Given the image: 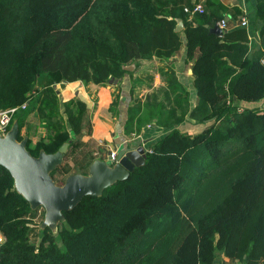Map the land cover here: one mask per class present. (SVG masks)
I'll return each mask as SVG.
<instances>
[{
  "label": "trees",
  "instance_id": "trees-1",
  "mask_svg": "<svg viewBox=\"0 0 264 264\" xmlns=\"http://www.w3.org/2000/svg\"><path fill=\"white\" fill-rule=\"evenodd\" d=\"M198 2L0 0V111L19 108L9 127L19 121V140L31 115L52 119L59 107L54 86L120 78L139 59H170L183 40L197 93L192 109L179 83L171 87L173 111L134 106L130 126L135 121L140 131L155 119L166 134L144 165L64 212L65 221L56 231L45 228L39 244L29 236L34 210L0 166V264H215L218 253L264 264V107H241L264 100V0L256 4L259 48L249 47L245 28L210 34L206 25L226 11L215 0L207 2L211 13L188 21L185 8ZM179 18L185 27L177 33ZM89 111L82 100L65 106L76 136L70 150L88 132ZM177 112L205 130L191 135L178 128L184 119ZM95 160L73 157V166L64 161L52 177L63 185L71 175H87Z\"/></svg>",
  "mask_w": 264,
  "mask_h": 264
},
{
  "label": "crops",
  "instance_id": "crops-1",
  "mask_svg": "<svg viewBox=\"0 0 264 264\" xmlns=\"http://www.w3.org/2000/svg\"><path fill=\"white\" fill-rule=\"evenodd\" d=\"M194 3L196 0H191ZM218 3L222 4L226 11L223 13V17L216 24H219L222 20L227 22L226 32L236 30L238 28H244L241 26V21L246 19L248 21V26L245 27L249 37V47L250 48H259L261 46V37H260V26L261 22L257 19L256 15V4L257 0H215ZM208 0H199L198 4L203 5L204 12L211 13L214 9L207 4ZM197 4V5H198ZM187 8V7H186ZM196 14H189L188 21H193L194 17H197ZM200 14V13H199ZM215 24V25H216ZM186 41L183 40V46L179 51L174 53L170 59H164L161 56L152 55L154 58L151 62H145L142 59L137 60L136 62L143 61L146 65L147 63L157 64L163 66L165 72H170L175 76V80L170 82V100L171 104L174 100L175 95H172V85L173 83H179L190 93V101H197V93L194 86V77H190L192 69H187L186 72L188 76L183 74L184 67L186 66ZM192 65L191 63H188ZM135 67V65H133ZM191 67V66H190ZM125 70V69H124ZM144 69L137 71V69L132 71L125 70L120 78L111 77L109 80L105 81L102 84H93L85 82H74V83H60L65 85V91L57 90L59 94V107L61 106L62 114L65 113V102H71L73 96H76L78 100L84 101L89 108L90 115V127L88 132L80 138V144L76 145L72 150L69 149L68 156L65 158V162L70 166H73V157L81 161L84 154L93 155L94 158L109 161L111 152L118 153L123 149L136 148L140 147V142H143L145 139L148 141L146 150L149 151L152 149V145L155 144L161 136L166 134L167 130L163 126L157 125V120L153 122H147L146 125H143L139 131L137 129V124L134 121L130 126L129 118L132 112V108L136 105H146L154 104L149 101H137L136 97L145 90H149L150 87L144 83ZM192 74V73H191ZM158 80V78H157ZM156 80V81H157ZM161 83L164 80L159 79ZM264 100L257 103H245L251 105L244 106L252 108L253 104H260ZM155 105H162L161 102H158ZM262 108V107H261ZM37 119L38 125L35 126V129L39 131L33 132V127H30L28 130L29 134V143L31 150H38L40 148V142L49 136L48 131H40L44 129L41 127V119L35 115L29 117V121ZM27 120V123H28ZM67 121V120H66ZM42 124H47L42 122ZM189 125L192 129L189 131V134L195 135L206 128V124H188L181 123L178 128L185 131L186 126ZM30 125V124H29ZM31 126V125H30ZM39 126V127H37ZM28 126H26L27 129ZM46 129V128H45ZM44 129V130H45ZM72 128L67 125V131L69 132V141L75 138V134L71 131ZM187 132V131H186ZM23 133V131H22ZM38 133L39 136L34 135ZM66 137V136H65ZM68 137V138H69ZM143 138V139H142ZM64 139V134H60L57 142L59 143ZM140 139V140H139ZM50 140H48V143ZM150 148V149H149ZM215 264H243L236 259L227 258L222 253H218L217 261Z\"/></svg>",
  "mask_w": 264,
  "mask_h": 264
},
{
  "label": "water",
  "instance_id": "water-1",
  "mask_svg": "<svg viewBox=\"0 0 264 264\" xmlns=\"http://www.w3.org/2000/svg\"><path fill=\"white\" fill-rule=\"evenodd\" d=\"M184 27L183 19H177L175 32H181ZM206 28L217 37L226 33L219 24L213 27L206 25ZM124 69L131 70L128 66ZM19 133L18 120L13 122L5 135L0 133V166L12 175L16 191L26 199L32 210H45L43 229L48 227L56 231L65 221L64 212L75 209L87 196L101 197L106 189L126 180L147 159L143 146L123 149L118 153L116 162H112L111 157L109 161L97 159L87 175H71L63 185H58L52 172L64 163L70 142H65L55 153L42 150L34 156L28 150V138L19 140Z\"/></svg>",
  "mask_w": 264,
  "mask_h": 264
},
{
  "label": "rangeland",
  "instance_id": "rangeland-1",
  "mask_svg": "<svg viewBox=\"0 0 264 264\" xmlns=\"http://www.w3.org/2000/svg\"><path fill=\"white\" fill-rule=\"evenodd\" d=\"M153 58H154L153 56H149V57H145L142 60H144L145 62H151V60H153ZM133 65H135V67ZM190 66L191 65H189L187 63L186 66L184 67L183 74L185 76H188V75H186L187 74L186 70L191 69ZM128 67H130L132 69V71L134 70V72L136 69H137V71H141L142 69H144L145 70L143 73L144 83H145V85L150 87L149 90L142 91L136 97V100L138 102L141 100L142 101H149V102L154 103V104L161 102L164 107H166L170 111H173V106L171 104L170 94H169L170 93L169 84H170V82L175 80V76H173L170 72H167V71L165 72L163 66L157 65L155 63L154 64L147 63L145 65L143 63V61H139V62L135 61L132 64H129ZM192 74L191 73L189 74L190 77H193ZM157 78H158V80H157ZM159 79L164 80L163 82H165V83H161V81ZM56 87L58 88V90H61V91L63 90V93H64V91H65V85L64 84H58ZM76 100H78V98L76 96H73L71 101H76ZM69 102L64 101V105L66 106ZM195 105H196V102L190 101V109L194 108ZM244 106L250 107L251 105L243 103L241 107H244ZM261 107H264V101L260 104H253V106H252L253 109H260ZM190 109H188V111ZM52 115L53 116H52V119L50 120V122L49 121H43V120L41 121V127H43L44 129L46 128V129L45 130L41 129L40 131H48L49 136L47 138H45L44 140L39 141L40 142V148H39L40 152L42 150H44L47 153L48 152H55L57 144H59V148H60L65 142H70L69 141L70 135H69V132L67 131V125H69V122H68L67 117H66L67 121L65 120V117L62 114L61 106L58 107L55 110V112H52ZM64 115H65V113H64ZM184 117H185V115H182L181 112H177V115L175 118L176 119H184L183 122L191 124V125L196 123L194 120L192 121L191 119H188L189 118L188 112L186 113V117L185 118ZM42 122H45L47 124H42ZM196 124H198V123H196ZM36 125H38L37 119L31 120V121L28 120V123H27L28 128L23 130L22 136L24 138L29 137L28 130L30 127H33V129H32L33 132H38L39 129L38 130L35 129ZM183 126H186L185 131H187V132H189L192 129L187 124H184ZM37 127H39V126H37ZM37 134L38 133H34V135H37ZM60 134H64V139H62L58 143L57 139H59ZM37 136H39V134ZM48 140H50L49 143H48ZM28 143H29V138H28ZM140 146H143L146 149V147L149 146L148 141H146V139H145L143 142H140ZM44 218H45V210L43 208H39L37 210H34V212L30 215V218H29V220H30L29 221L30 222V232L29 233L30 234H29V236H30V242H32L34 244H39V242L41 241V239L44 235V229L41 227L42 223L44 222ZM59 244H60V246L62 245L60 242H59Z\"/></svg>",
  "mask_w": 264,
  "mask_h": 264
},
{
  "label": "built area",
  "instance_id": "built-area-1",
  "mask_svg": "<svg viewBox=\"0 0 264 264\" xmlns=\"http://www.w3.org/2000/svg\"><path fill=\"white\" fill-rule=\"evenodd\" d=\"M185 12L189 13V14H196V13H200L203 14L204 13V7L201 4L196 5L193 9L190 8H185ZM219 26L222 28V30L225 31L226 27H227V22L225 20H222L219 23ZM241 26L242 27H247L248 26V21L246 19L241 21ZM26 104L23 105L20 109H25ZM19 110V108H12L6 111H0V133L5 135L8 131H9V127L13 121V117L15 115V113ZM146 152H150L146 150ZM111 160L112 162H116L117 159V152H111L110 154ZM4 239L3 237L0 235V243H3Z\"/></svg>",
  "mask_w": 264,
  "mask_h": 264
}]
</instances>
